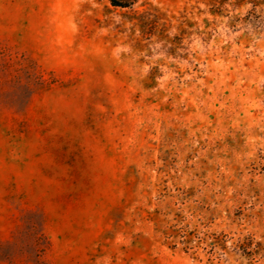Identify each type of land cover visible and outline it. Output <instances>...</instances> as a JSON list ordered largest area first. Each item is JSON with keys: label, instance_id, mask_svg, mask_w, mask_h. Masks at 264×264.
<instances>
[{"label": "clouds", "instance_id": "clouds-1", "mask_svg": "<svg viewBox=\"0 0 264 264\" xmlns=\"http://www.w3.org/2000/svg\"><path fill=\"white\" fill-rule=\"evenodd\" d=\"M0 264H264V0H0Z\"/></svg>", "mask_w": 264, "mask_h": 264}]
</instances>
